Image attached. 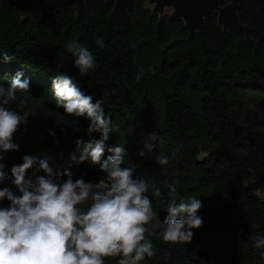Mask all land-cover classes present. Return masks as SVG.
I'll list each match as a JSON object with an SVG mask.
<instances>
[{
	"label": "trees",
	"instance_id": "obj_1",
	"mask_svg": "<svg viewBox=\"0 0 264 264\" xmlns=\"http://www.w3.org/2000/svg\"><path fill=\"white\" fill-rule=\"evenodd\" d=\"M52 1L0 0V85L8 86L18 71L31 82L30 93L18 91L5 106L30 113L14 134L22 154L46 159L54 171L70 170L74 180L105 175L88 162L69 169L75 141L90 139V122L56 106L51 80L66 74L94 103L104 101L115 131L102 159L107 147H125L122 167L134 168L150 193L159 189L151 198L162 220L171 202L165 182L176 184L177 202L202 201L203 226L192 230L191 243H168L147 231L156 255L140 264H264V248L253 247L264 237V199L256 192L264 187V0L239 2L249 34L223 29L215 12L202 30H191L182 18L158 16L140 1L126 15L110 14L113 1H68L49 10ZM73 41L95 58L97 67L85 76L67 50ZM4 53L15 60L4 62ZM12 153L5 154L9 169ZM159 156L168 163L159 165ZM119 259L106 257L105 264Z\"/></svg>",
	"mask_w": 264,
	"mask_h": 264
},
{
	"label": "clouds",
	"instance_id": "obj_2",
	"mask_svg": "<svg viewBox=\"0 0 264 264\" xmlns=\"http://www.w3.org/2000/svg\"><path fill=\"white\" fill-rule=\"evenodd\" d=\"M66 47L81 76L97 67L93 54L81 44L73 41ZM2 60L12 62L15 56L4 53ZM23 75L18 71L8 86L0 85V184L11 181L16 188V192L10 186L0 188V204L8 202L7 207H0V264H105L106 257H120L118 264H140L155 256L152 241L145 237V226L156 215L151 197L161 193L159 189L150 193L145 180L134 175V168L122 167L124 146L107 147L110 154L102 159L105 142L115 131L112 120L104 113V101L94 103L68 75L58 74L51 80L56 106L69 116L85 117L90 122L86 130L90 139L75 141L69 169L72 164L88 162L99 165L105 175L99 181L74 180L70 170L54 171L46 159L32 155H23L22 163L6 170L5 154L20 150L14 134L30 117L29 111L5 107L17 99L18 91L30 93L31 82L22 79ZM93 133H99L100 138H94ZM49 135L54 137L55 132L49 130ZM139 155L144 157L145 153ZM168 161L167 156L156 159L161 166ZM30 169L35 170L26 178ZM165 187L171 202L162 238L187 245L194 237L192 230L203 226L198 215L202 201L191 196L177 202L176 184L165 182ZM253 247L264 248V237H257Z\"/></svg>",
	"mask_w": 264,
	"mask_h": 264
},
{
	"label": "water",
	"instance_id": "obj_3",
	"mask_svg": "<svg viewBox=\"0 0 264 264\" xmlns=\"http://www.w3.org/2000/svg\"><path fill=\"white\" fill-rule=\"evenodd\" d=\"M76 1L77 6H81L84 0H53L49 5L50 9H56L63 2ZM106 2L113 1L110 14L112 15H126L127 10L133 6L134 0H105ZM155 6L152 13L157 10H162L164 4H172L174 6L168 19L181 17L184 20V25L191 30H202L205 22L204 18L212 13V9L218 6L219 0H155ZM240 0H229L222 6L218 7L219 14L217 16V23L223 22V29L231 32L243 30L249 34L250 27L247 24H242L239 21L237 7Z\"/></svg>",
	"mask_w": 264,
	"mask_h": 264
},
{
	"label": "rangeland",
	"instance_id": "obj_4",
	"mask_svg": "<svg viewBox=\"0 0 264 264\" xmlns=\"http://www.w3.org/2000/svg\"><path fill=\"white\" fill-rule=\"evenodd\" d=\"M137 1H140L143 6H145L146 8H148L150 10L151 13L153 12L154 6H155V3H156L155 0H134L133 1L134 2L133 5ZM222 5L223 4L218 2V6L215 7L214 9H212V12H215L217 14V16H218V14H219L218 7H220ZM173 9H174V6L172 4H164L163 7H162V10H157L156 14L158 16H162L163 14H167V17L169 18V16H170L171 12L173 11ZM50 10H54V9L52 8ZM217 16H216V20H217ZM183 22H184V20H183ZM219 25L222 27L223 26V22H220ZM195 30H197V28ZM25 139H26V142H27V144L29 146H31V147L35 146L34 138H32L30 135H27L25 137ZM203 154H204V151L201 149L200 155H203ZM6 157H7V160L10 161V156L8 155ZM11 157L15 160V164L22 163L23 154H22L21 150H19L16 154L12 153ZM6 170L10 171L9 167H7ZM28 176H32V170L31 169L28 171L26 178ZM255 177H256V173L252 172L251 179H254ZM4 186H10V187H12V190L14 192H16V188H15L14 185H11V181H5L4 184H0V188H2ZM256 192L262 197V199H264V187L263 186L259 187L256 190ZM7 206H8V202L6 200L2 204H0V207H7ZM84 207H86V206H84ZM154 208L156 210V215L153 217V220L150 222V224L146 225L145 227L148 229L149 232L163 235V230H164V228L166 226L163 224V220L159 217L156 205H154Z\"/></svg>",
	"mask_w": 264,
	"mask_h": 264
}]
</instances>
